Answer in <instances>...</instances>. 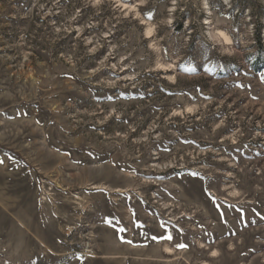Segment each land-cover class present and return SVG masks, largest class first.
I'll use <instances>...</instances> for the list:
<instances>
[{"label": "rangeland", "instance_id": "374dc122", "mask_svg": "<svg viewBox=\"0 0 264 264\" xmlns=\"http://www.w3.org/2000/svg\"><path fill=\"white\" fill-rule=\"evenodd\" d=\"M121 1L0 0V264H264V0Z\"/></svg>", "mask_w": 264, "mask_h": 264}, {"label": "bare ground", "instance_id": "6f19581e", "mask_svg": "<svg viewBox=\"0 0 264 264\" xmlns=\"http://www.w3.org/2000/svg\"><path fill=\"white\" fill-rule=\"evenodd\" d=\"M118 2L120 3V5H123L127 8H135V6L127 4V3H123L121 0H118ZM219 32L224 37L225 40H227V41L231 40L230 36L225 31L220 30Z\"/></svg>", "mask_w": 264, "mask_h": 264}]
</instances>
